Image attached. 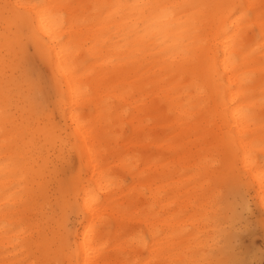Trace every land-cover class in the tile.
I'll use <instances>...</instances> for the list:
<instances>
[{"label":"bare ground","instance_id":"bare-ground-1","mask_svg":"<svg viewBox=\"0 0 264 264\" xmlns=\"http://www.w3.org/2000/svg\"><path fill=\"white\" fill-rule=\"evenodd\" d=\"M7 2L119 5L143 0ZM148 2L247 4L255 6L253 13L258 17L262 0ZM68 11L70 14L82 13L80 26L74 31L60 32L55 22L49 26L50 34L41 29V36L51 46V59H46L40 49L29 47L33 50V56L50 72L55 93L50 114L51 117L53 113L61 117L65 128H58L53 119L52 125L58 132L70 130L73 143H79L77 151L81 156V172L85 178H76L73 190L78 180L82 181L81 189L89 184L97 188L103 184L106 203L119 206L136 203L139 208L125 216L113 215L110 231L99 235L88 232L90 219L82 214L83 227L74 236V250L79 261L72 262L66 253L67 257L64 254L62 258L69 264H113L117 260L122 264H135L137 259L147 258L150 254L138 245L135 234L124 241L120 239L122 231L137 220L144 226L145 232L163 228L169 233L163 250L171 252L170 259L177 262L198 259L197 254L212 243L208 234L215 232L217 227L205 219L216 215L211 206L214 193L207 195L204 191L198 194V191L215 181L235 146L233 134L236 140L253 136L258 142L261 137L259 125H250L243 113L245 109L251 110L256 121L264 114L258 99L264 94V31L258 23L233 29L235 18L230 21L226 12L217 10L213 18L200 26V35L194 38L195 47L191 49L194 56L185 58L183 54H178L171 57L163 53L170 48L187 45L191 39L190 29L181 30L184 13L176 17L175 28H167L169 22L161 21L156 25L157 32L146 35L143 29L151 23L146 16L125 19L119 16L117 9H113L98 22L89 23L98 15L96 9L89 7ZM136 26L140 31L136 30ZM2 31L3 25L0 23V33ZM64 37H67L65 43L70 42L75 51L59 55L56 45ZM48 46H45V51ZM24 52L13 49L10 55L23 59ZM4 56L0 39V72ZM209 69L213 73L219 71L218 81L210 78ZM247 75L253 79L246 81L244 77ZM74 91L78 97L74 98ZM246 94L254 95L257 99H248ZM18 100L21 124L25 126L19 129L18 138L13 141L7 156L0 148V255L9 259V264H12L11 257L26 251L23 248L28 251L36 249L34 238L49 223V215L43 210L49 186L46 177L51 174L49 153L55 149L59 153L43 127L26 126L25 108L29 104L27 90ZM124 125L129 127L126 139L135 143L137 150L132 163L131 159L125 160L123 157L119 164L127 168L131 187L129 193L133 192L134 195L132 201L127 194L121 200L116 198L118 190H115L120 188V182H116L114 176L111 181L105 178L109 169L102 154L106 140L119 144ZM259 151L256 149L250 155L247 145L240 144L238 163L243 171H252ZM213 159L215 165L205 163ZM94 161H103L105 166L100 168ZM176 167L182 171L196 169L198 172L194 178L202 173L201 181L190 185L193 178L185 174L177 176L175 180ZM260 175L253 172V183L248 187L253 190L254 199L261 207L264 189L258 179ZM74 193L76 197L80 194ZM198 195L199 209H204V213L192 210L199 219L196 228L198 235L194 233L188 240L184 238L187 235L183 225ZM18 208L25 214L35 212V223L24 229V219L17 213ZM153 208L158 217L156 219L143 211ZM40 258H43L42 253Z\"/></svg>","mask_w":264,"mask_h":264},{"label":"snow or ice","instance_id":"snow-or-ice-1","mask_svg":"<svg viewBox=\"0 0 264 264\" xmlns=\"http://www.w3.org/2000/svg\"><path fill=\"white\" fill-rule=\"evenodd\" d=\"M93 8L98 15L89 23H96L106 12L113 9L118 10L121 18L131 19L136 16H146L151 23L143 31L155 33L158 31L156 25L161 21H168L167 28H175L176 17L179 13H184L181 18V30H191L187 45L170 48L163 53L164 56L175 57L183 54L185 58H191L194 53L191 51L195 47V37L200 35V26L213 18L217 10H223L228 14V20H233V29L247 24H259L264 31V0L259 6L260 14L254 16L255 6L247 4H227V3H151L148 0L143 2L125 3L119 5H76L71 3H10L7 0L0 2V23L3 31L0 33L5 56L3 69L0 72V148L5 155L10 151V147L18 138L19 129L25 125L21 124L19 116L20 105L18 98L24 94L21 82L27 85V99L29 104L25 108V122L29 128L43 127L48 132L50 138L55 143L60 153V159L66 158L69 154L79 148V143H73L70 138V130L58 132L52 125V117L49 109L41 103H37L38 83L29 74V70L24 60L17 56L11 57L13 49L23 51L29 46L41 50L46 59H51V46L41 36V29L50 34V25L55 22L56 28L60 32H71L80 26L81 12H70L68 10ZM27 10V11H25ZM136 30L140 31L138 26ZM67 37L58 40L56 48L59 55H64L75 51L72 44L65 43ZM45 46H48L45 51ZM67 71V70H65ZM209 76L214 81H218L219 71L215 73L209 69ZM246 81H251L253 77L247 75ZM248 99H257L254 95L246 94ZM78 93L74 91V98ZM259 103L264 108V94L259 98ZM250 125H259L261 137L257 142L253 136H244L240 140L234 137V147L229 157L224 161L223 167L218 172L215 181L211 184V191L216 193L212 201V209L216 211L215 217H205L206 220L215 224L216 236L213 237L212 246L203 253H198V259L177 262L170 259L171 252L164 251V244L169 233L163 228H157L145 232L144 228L126 230L120 239H126L130 233H135L134 239L145 252L150 255L147 258L137 259L135 264H252L244 258L241 251V236L245 232L251 231L253 224L250 223L252 206L247 198H242L241 194L253 183L252 173L259 172L258 177L262 189H264V114L259 121L255 120V114L248 109L243 113ZM251 141V143H249ZM246 144L250 155L259 149V154L255 157V167L251 172L243 171L238 163L240 157V144ZM118 157H112L108 163H114ZM100 168H103V161H94ZM215 165V160L205 161ZM55 167L58 169L59 164ZM106 179L111 181V173L106 174ZM82 181L75 183L73 191L79 192L75 203L71 200V192L62 193V199L58 201L56 208L49 214V223L46 228L38 233L34 238L36 250L43 254V258L34 261L33 264H68L61 257L69 250L68 233L69 217L72 214H83L90 219L88 232L99 235L105 232L113 224L112 216H125L139 208L138 204L119 206L106 203L103 194L105 188L103 184L97 188L93 184L80 188ZM112 186L111 183L109 185ZM260 204L264 209V193H262ZM144 214L156 219L155 209H144ZM259 227L264 230V213L259 220ZM87 239V234H86ZM78 264V262H77Z\"/></svg>","mask_w":264,"mask_h":264},{"label":"rangeland","instance_id":"rangeland-1","mask_svg":"<svg viewBox=\"0 0 264 264\" xmlns=\"http://www.w3.org/2000/svg\"><path fill=\"white\" fill-rule=\"evenodd\" d=\"M23 60L29 70V74L32 76L34 80L37 81L39 85L37 92V103L43 104L51 112L53 109V103L55 101V93L52 85L51 75L48 68L33 56V50L30 47L25 49ZM21 85L24 91L27 90V85L23 84V82H21ZM52 117H53L52 118L53 122L57 125L58 128L60 129L65 128L64 121L62 120L61 117H59L56 113H53ZM128 132H129V127L127 125H124L121 129V135H120L121 140H119L118 145L115 142H113V140H106V143H104L103 146L104 151L102 154H104L106 158L105 162H107L106 167H108L109 173H111L112 177L114 176L116 182H120V188L115 190V191L118 190L117 192L118 195L116 198L118 200H121V197L127 194L128 199H131L132 201L134 195L132 194L133 192L129 193L131 187H130V178L128 177L125 170L127 168L124 169L121 165H119L123 157H124L123 159L125 160L131 159L130 163H132L134 161L133 160V157L135 156L134 154L137 151L134 146L135 143L129 142L130 140L126 139ZM49 154H50L49 158L51 160V164H50L51 174L46 177L49 186L47 189L48 195L46 196V206L43 205V210L48 215L50 214L52 209L57 207L58 201L62 199V193L71 192L72 195L70 198L72 202L75 203L76 193H74L73 191V181L78 177L82 179L85 178V174L81 172V164H80L81 156L78 153V151L69 154L66 158L62 160L60 159V154L56 149L51 150ZM114 156L118 157V159H116L114 163L109 164L108 160ZM56 164H59L58 169L55 167ZM174 171H175L174 173L175 180H177L178 178L177 176H180L182 174L183 175L185 174L188 177L191 176L193 179L190 181V185H193L201 181L202 179L201 176L202 173L198 177L194 178V174L197 173L198 171L193 168H189L188 170L186 169V171H182L179 167H176ZM204 191L207 195L213 194V192L211 191V185L204 186V188L201 191H198V194L203 193ZM213 196L215 198L216 193H214ZM241 196L242 198H247V200L251 203L252 213H251L250 223L253 224L252 230L245 232L241 236V246H240L241 251L243 252L244 258L251 261L252 264H264V230H261L259 227V220L262 213L264 212L261 209V207L256 203V200L254 199L253 190L250 187H247V189L244 190ZM198 198L199 195L196 199ZM199 203H200L199 199L197 201H194L193 209H191L190 212L187 213L188 215L185 218V220H187L186 223H184L183 225V229L185 228V234L187 235L186 237H184L185 239L189 240L193 237L194 233L196 234V228L198 226L199 219H198V215H193L192 210H196L198 213L203 214L204 209L203 211L202 208L199 209L200 207ZM210 204L211 203H209L207 206L208 210ZM17 211H19L17 213L20 214L21 219H24V221H22L23 224L22 227L24 229L27 226L30 227L33 223H35L34 220L36 218L35 212L29 211L28 213L25 214L24 213L25 211H22V209L20 208H18ZM38 221H40V219ZM82 221H83L82 214L79 215L72 214L69 217L70 228L68 233V244H67L69 250L66 252V254L71 257L72 262L79 261L76 256V250H74V236H76V233H79L81 231V228L83 227ZM141 227L144 228L142 224H139L137 220H134L131 224H129L128 228L123 230L122 232L124 233L126 230L129 229H140ZM110 228H108L107 231H110ZM134 234L135 233H130L126 239H128L130 236ZM197 235L198 234H196V236ZM214 236H216V231L210 232L208 234V239L210 240L212 239L211 240L212 243L209 244L208 248H203V250L200 251V253L207 251L212 246ZM201 237L202 236H200V238ZM126 239H122V240L124 241ZM23 249L26 251L17 254V256L11 257L10 260L12 261V264H33L34 261H38L41 259L40 258L41 253L38 252L35 248H32L29 251L26 248ZM66 254H65V258L67 257ZM62 259L64 260V258ZM8 260L9 259H6L5 256L0 255V264H9ZM113 264H122V262L117 260Z\"/></svg>","mask_w":264,"mask_h":264}]
</instances>
